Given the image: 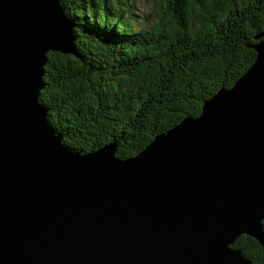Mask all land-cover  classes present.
Wrapping results in <instances>:
<instances>
[{
	"label": "water",
	"instance_id": "95a60500",
	"mask_svg": "<svg viewBox=\"0 0 264 264\" xmlns=\"http://www.w3.org/2000/svg\"><path fill=\"white\" fill-rule=\"evenodd\" d=\"M60 0H0V264H253L264 249V31L251 65L137 154L69 149L38 100L75 54Z\"/></svg>",
	"mask_w": 264,
	"mask_h": 264
},
{
	"label": "trees",
	"instance_id": "16d2710c",
	"mask_svg": "<svg viewBox=\"0 0 264 264\" xmlns=\"http://www.w3.org/2000/svg\"><path fill=\"white\" fill-rule=\"evenodd\" d=\"M72 20L75 54L48 52L38 100L69 148L86 153L113 142L137 154L155 135L200 113L251 65L264 31V0H60ZM264 224V222H263ZM232 247L264 264L256 239Z\"/></svg>",
	"mask_w": 264,
	"mask_h": 264
},
{
	"label": "rangeland",
	"instance_id": "374dc122",
	"mask_svg": "<svg viewBox=\"0 0 264 264\" xmlns=\"http://www.w3.org/2000/svg\"><path fill=\"white\" fill-rule=\"evenodd\" d=\"M136 3V8H139V10H134L136 12V14L141 15V17L139 18V23L144 22V15H149V11H150V7L152 5V0H134ZM264 222V220H263ZM244 235V234H243ZM241 236V235H240Z\"/></svg>",
	"mask_w": 264,
	"mask_h": 264
},
{
	"label": "flooded vegetation",
	"instance_id": "af4514ba",
	"mask_svg": "<svg viewBox=\"0 0 264 264\" xmlns=\"http://www.w3.org/2000/svg\"><path fill=\"white\" fill-rule=\"evenodd\" d=\"M264 250V249H263Z\"/></svg>",
	"mask_w": 264,
	"mask_h": 264
}]
</instances>
